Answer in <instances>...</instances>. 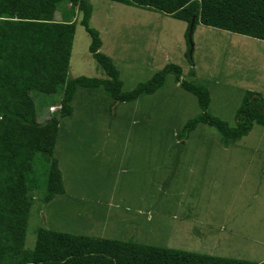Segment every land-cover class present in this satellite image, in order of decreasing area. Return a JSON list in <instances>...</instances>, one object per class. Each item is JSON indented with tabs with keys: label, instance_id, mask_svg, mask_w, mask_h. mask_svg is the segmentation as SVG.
<instances>
[{
	"label": "rangeland",
	"instance_id": "obj_1",
	"mask_svg": "<svg viewBox=\"0 0 264 264\" xmlns=\"http://www.w3.org/2000/svg\"><path fill=\"white\" fill-rule=\"evenodd\" d=\"M90 2V26L100 33V51L118 67L124 92L173 64L182 81H192L195 70V81L212 94L209 113L231 127L247 92L264 99L263 41L198 25L191 64L186 23L108 0ZM69 10L58 8L53 20L62 21ZM74 21L68 78L107 79L91 55L80 15ZM63 93L33 94L40 123L52 116L50 106L61 105ZM88 95L80 90L73 117L61 121L55 157L66 194L46 203L45 174L31 211L28 249L44 228L264 263V127L255 125L228 146L205 125L180 139L201 109L175 73L156 94L131 104L109 108L113 102L104 90L94 99Z\"/></svg>",
	"mask_w": 264,
	"mask_h": 264
},
{
	"label": "trees",
	"instance_id": "obj_2",
	"mask_svg": "<svg viewBox=\"0 0 264 264\" xmlns=\"http://www.w3.org/2000/svg\"><path fill=\"white\" fill-rule=\"evenodd\" d=\"M170 16L188 25L187 58L193 64L190 29L198 25L264 42V0H108ZM69 6L62 21L56 10ZM90 0H0V264H257L227 257L202 255L145 245L136 241L73 235L40 228L34 249L27 248L28 227L37 192L54 201L66 194L59 160L55 157L61 121L74 115L80 90L95 98L104 90L113 104H131L162 89L168 74L198 101L201 114L188 121L180 139L200 125L215 128L226 146L248 136L255 125L264 127V99L247 92L231 127L209 113L211 91L195 81H182L177 65H168L151 81L124 92L121 73L113 59L100 49V33L91 28ZM91 38L90 52L107 79L68 78L76 33V17ZM63 90L60 111L45 123L38 121L34 93L47 96ZM42 163L48 165L41 166ZM264 264V263H262Z\"/></svg>",
	"mask_w": 264,
	"mask_h": 264
},
{
	"label": "clouds",
	"instance_id": "obj_3",
	"mask_svg": "<svg viewBox=\"0 0 264 264\" xmlns=\"http://www.w3.org/2000/svg\"><path fill=\"white\" fill-rule=\"evenodd\" d=\"M61 105H59V106H50V113H49V116H51V115H53V114H55L56 112H58V111H60V109H61V107H60ZM262 264V263H261Z\"/></svg>",
	"mask_w": 264,
	"mask_h": 264
},
{
	"label": "water",
	"instance_id": "obj_4",
	"mask_svg": "<svg viewBox=\"0 0 264 264\" xmlns=\"http://www.w3.org/2000/svg\"><path fill=\"white\" fill-rule=\"evenodd\" d=\"M193 34H194V26H193V24H192L191 29H190V38H192ZM193 49H194V46H193V44H192V50H193Z\"/></svg>",
	"mask_w": 264,
	"mask_h": 264
}]
</instances>
